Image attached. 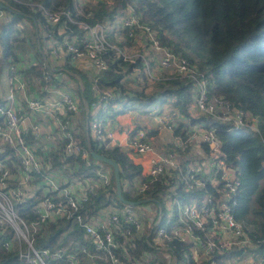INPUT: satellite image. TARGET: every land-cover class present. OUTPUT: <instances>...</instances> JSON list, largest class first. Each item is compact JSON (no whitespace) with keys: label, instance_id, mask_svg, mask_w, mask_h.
<instances>
[{"label":"built area","instance_id":"2783aa9c","mask_svg":"<svg viewBox=\"0 0 264 264\" xmlns=\"http://www.w3.org/2000/svg\"><path fill=\"white\" fill-rule=\"evenodd\" d=\"M89 1L91 0H72V7L57 9L31 3L41 9L50 23L61 22L58 27L60 38L47 34L49 57L45 56L43 60L47 75L53 71L51 62L55 63L60 59L65 61L67 55L73 63L84 58L89 60L96 75L107 68L104 53L114 49L127 61L141 57L146 62V74L151 79L157 78L149 70L143 54L133 49L125 51L122 48L127 47L119 46L108 37L109 32L114 31L118 40H122L125 38L122 29L129 27L131 36L132 29L138 27L143 30L145 44L158 51V60L164 69L194 81L196 96L193 106L198 113L208 114L222 121H232L234 128L247 126L259 131L251 112L234 109L228 100L210 96L206 76L186 57L161 45L154 29L147 23H142L139 14L132 7L124 11L118 10L112 19L90 21L88 18L93 16L85 13L82 7ZM6 10L8 9L0 6V21L7 14ZM70 24L82 28V33L76 32ZM21 69L19 63H9L6 70L7 91L0 84V96L3 99H0V234H9L11 237L5 241L0 240V245L5 249L15 245L19 258L29 264H67V256L78 254L87 256L85 264H125L120 255L127 256L124 243L129 239L132 226L143 232L148 246L158 250L159 253L151 254L155 264L161 260H165L164 264H176L175 242L186 244L185 252L196 258L210 259V264H215L214 255L224 250L249 247L256 253V244L245 229L244 222L236 218L233 212L236 193L241 186L239 169L228 164L220 147V139L215 134V127H206L200 122L193 123L189 117H182L171 107L156 114L154 131L166 130L171 134L163 152L155 146L151 138L152 130L126 128L123 135L117 138L111 128L102 124L101 119L109 107L105 99L112 96L113 92L101 91L95 84L97 101L94 104L99 113H102H93L95 116L87 122L88 142L93 139L99 145L103 143L105 147L110 144L125 146L132 151L131 154L145 155L144 173L150 182L165 175L175 177L176 180L170 183L164 193L166 210L156 198L157 202H146L149 207L145 205L144 208L151 213L147 222L135 212V205L130 203L102 206L94 214H88L85 203L89 193L97 184L104 187L109 185L111 169L99 168L96 181L79 185L75 189L63 183L61 179L66 175L52 164V155L49 154L52 149H58L62 144L64 155L74 154L87 164L91 163L92 158L90 146L82 148L73 133L79 114L78 101L72 91L62 85H43L40 90L31 89L29 79ZM59 69L72 74L63 65ZM84 109L87 117L86 103ZM179 120L186 123L184 135L174 133ZM54 123L57 124L56 127ZM90 128L95 129L94 137L90 135ZM197 139L203 145L202 152H193L194 156L184 159L188 165L184 170L181 160L176 158L177 154L182 150H190ZM262 142L264 144V137ZM67 165L62 161V168ZM50 170H54L57 176H51L48 173ZM38 175L41 178L36 181ZM208 183L215 191L200 192ZM147 186L148 182L141 180L134 191L142 192ZM178 186L184 190L183 195L176 192ZM38 190L42 194L33 205L34 217L27 220L17 212L16 205L27 197L37 196ZM152 202L157 203L155 210ZM61 218L74 220L89 244L73 241L55 249L36 247L33 243L34 233L44 223ZM115 233H120L123 240L117 239ZM67 249L75 252L67 254ZM228 258L233 259V255ZM248 264H264V258L261 256L260 260H251Z\"/></svg>","mask_w":264,"mask_h":264},{"label":"trees","instance_id":"16d2710c","mask_svg":"<svg viewBox=\"0 0 264 264\" xmlns=\"http://www.w3.org/2000/svg\"><path fill=\"white\" fill-rule=\"evenodd\" d=\"M0 3L9 7L6 10L9 15L8 21L0 26L2 62L7 66L9 63H19L25 77L29 79L31 89L40 90L43 85L66 84L69 88L76 90L79 114L73 133L82 148L90 146L93 150L117 161L120 168L122 193L126 199L137 200L150 197L161 202L160 198L176 178L165 175L150 182L148 176H145L142 163L133 159L131 150L116 144L105 147L103 143L99 145L93 139L88 142L86 125L95 116L91 111V107L97 101L95 84L101 91L113 92L112 96L105 99L109 107L123 99L146 105L157 99L164 101L170 98L172 107L182 117H189L191 122H200L206 127H215V134L220 139V147L228 164L238 167L241 178V186L236 193V203L233 207L234 215L244 222L245 229L256 244V253L264 258V144L262 142L264 137V0H91L82 5L85 13L93 16L88 18L90 21L112 19L118 10L124 11L132 7L140 15L141 22L147 23L154 29L161 45L168 46L173 52L186 57L199 72L206 76L210 96L228 100L234 109L251 112L259 131L247 126L234 128L232 121H222L198 111L195 116L192 114L191 107L194 104L196 89L191 78L169 72L161 67L156 75L157 78L151 79L146 74V70L139 71L144 62L141 57L127 61L114 49L104 53L107 68L96 75L88 74L87 71L79 68L68 55L62 65L72 71V82L66 81L67 74L64 71L61 72L60 77L58 72L54 71L47 75V67L43 64V53L47 51V48L42 44V39H46L48 33L60 38L58 27L61 22L50 23L41 9L31 3L57 9L72 7V0H0ZM23 19H26V25L13 31L14 26ZM70 26L77 30L76 32L82 33V28L74 24ZM129 31V27L122 29L125 38L118 40L119 46L134 45L136 41L134 33L137 34L139 31L137 28L132 29L131 36ZM37 36L41 42L40 47ZM111 40L113 41L112 38ZM132 70L137 72L132 81L137 86L143 84L140 88L130 89L123 84L127 78L125 71ZM147 80L150 82L154 80L156 86L152 85L153 87H148L149 90H146ZM0 99L3 100L1 96ZM84 103L88 105L87 117ZM101 113L98 110L97 115ZM185 128L186 123L179 120L174 133L184 135ZM49 154L52 155V164L67 177L89 176L97 180L96 172L101 166L99 161L91 158V163L87 164L74 154L64 155L62 144L58 149H52ZM62 161L68 164L64 168L61 167ZM40 178L41 176L38 175L35 180L38 181ZM136 179L148 182L147 188L142 192L133 189ZM175 190L181 195L185 193L180 186ZM203 191L214 192L215 188L208 183L205 188L200 189V192ZM41 194L42 192L38 190L37 196L27 197L21 204H17V212L27 220L32 219L33 205ZM123 204L116 195L111 169L109 185L107 187L101 184L95 185L88 195L85 209L88 214H94L102 206ZM130 229L129 239L124 243L127 247V256L120 255L123 262L125 264H155L151 254L159 253L158 250L145 243L142 231L135 230L132 226ZM115 236L120 241L123 240L120 233H115ZM10 238L9 234H0L1 241ZM73 241L89 244L84 232L74 220L64 218L44 223L33 235V243L36 247L55 249ZM174 245L176 264H210V259L196 258L189 252H185L186 244L175 242ZM234 251L241 252V249L224 250L222 253L215 254V264H224L223 259L233 255ZM157 263L164 264L165 260ZM0 264L29 263L19 258L15 245L7 249L0 245Z\"/></svg>","mask_w":264,"mask_h":264},{"label":"crops","instance_id":"0c3cea01","mask_svg":"<svg viewBox=\"0 0 264 264\" xmlns=\"http://www.w3.org/2000/svg\"><path fill=\"white\" fill-rule=\"evenodd\" d=\"M46 39H42V44L44 45L45 48H47V51H44L43 53V60H45V56L48 58L49 57V47L46 43ZM114 42H118V38L115 37L113 38ZM121 40V38L119 39V41ZM37 43L38 46L40 47V39L37 36ZM137 47L138 49L142 50V49H149L147 44H145V37L142 33H137L136 34V41L134 43V45L127 47V49H133ZM154 54H156V56H159L158 51L153 50ZM65 61L62 59L57 60L54 62H51V66L53 68V71L55 73H59L60 72V76H62L61 70L59 69L60 66L64 63ZM3 62H2V58L0 56V73L2 71L1 66H2ZM77 66L85 71H87L88 74H94V69L90 64V61L87 60L86 58L84 59H80L77 61ZM24 65V63H23ZM54 68H57V71L54 70ZM7 70V68H6ZM72 72V71H71ZM6 74V71H5ZM73 75L70 74V76ZM67 76V75H65ZM72 82V81H70ZM3 90L5 91V89L3 88ZM2 96V95H1ZM76 98V97H75ZM77 100V99H76ZM126 102V104H125ZM172 99L168 98V99H157L149 104H141L135 101H126V100H121L118 102H115L112 107H114L116 109V113L118 114L117 117L113 118L112 116H108L107 118H105V120L102 119V124L105 125L106 128H111L115 134V136L117 138H120L123 135V131L126 128H145L147 130H152L151 133V138L155 144V146L160 150V152H163L165 150V147L168 143V141L171 139V134L170 132L166 131V130H162V131H154L155 130V126H156V114L161 111H167L169 110V108L172 107L171 105ZM192 110V114L196 113V110L193 107H191ZM91 111L92 114L93 113H98V108L96 106V104H94L91 107ZM197 114V113H196ZM195 114V116H196ZM195 123V122H193ZM202 143L200 142L199 139H197L195 141V144L190 148V150L195 153H201L202 152ZM125 149H129L125 146H123ZM132 153V151H131ZM194 156V154H193ZM133 159L138 160L142 163L143 168H144V172H145V155H137V154H132ZM134 185V184H133ZM131 189V187H130ZM134 189V187H133ZM133 189H131L130 191H132Z\"/></svg>","mask_w":264,"mask_h":264},{"label":"rangeland","instance_id":"374dc122","mask_svg":"<svg viewBox=\"0 0 264 264\" xmlns=\"http://www.w3.org/2000/svg\"><path fill=\"white\" fill-rule=\"evenodd\" d=\"M8 18H9V15L7 13V14H5V17H3L1 19L0 26L3 23L7 22L8 21ZM140 20H141V17H140ZM25 25H26V19H23L20 23L16 24L12 30L13 31H16L18 28H23ZM134 28H137L138 31H139V33H142L143 34V30L141 28H138V27H134ZM115 35L116 34H115L114 31H110L108 37L111 40V38L113 39L115 37ZM155 36H156V33H155ZM147 46H148L149 49H142V50H140L137 47H135V48H133V50L140 52L141 54H143L146 57V60L148 62V68H149V70L154 75H157L160 72V68L162 66H160L158 57L156 56V54H154L153 49L150 47L149 44H147ZM122 49L125 50V51H128L127 48H122ZM6 68H7V64L3 63L2 66H1L2 71L0 73V84L5 89V91H7V88H8L7 87L8 86L7 85V78H6V74H5ZM145 70H147V66H146V62H143V65H142L141 68H139V71H145ZM125 72H126L127 78H125L126 80L123 82V84H124V86L126 88L137 89L138 87L140 88L143 85L142 84L140 86H137L135 83H133L132 78L137 73L135 70L134 71L132 70V71H129V72L128 71H125ZM66 81L69 82V83H70V81H72L70 74H67ZM155 83L156 82L154 80L152 82H150V81L147 80V83H146V86H147L146 88L147 89L146 90H149L148 87H151L152 85L153 86H156ZM62 87L68 89L70 92L72 91L71 93L77 99L76 90H73L72 88H69L68 86H66V84L62 85ZM77 101H78V99H77ZM117 115L118 114L116 113V109L114 107H108L107 112H104L102 114L101 119L105 120V118H107L108 116H112L113 118H115V117H117ZM56 126H57V124L54 123V127H56ZM201 129L202 130H205V128H203V127ZM89 132H90V135L92 137H94V135H95V129L90 128V131ZM192 156H193V153H192L191 150H182V151H180L177 154V157L176 158L179 159V160H181L182 168L184 170H186L187 167H188V165L186 164V162L184 161V159H186L188 157H192ZM101 167H109L110 168L111 166L109 164L105 163V162H102L101 166L98 167V169L101 168ZM111 169H112V167H111ZM48 173L51 176H53V177H56L57 176L55 174V171L54 170H50V171H48ZM61 180L63 181V183H66L68 186H70L71 189H75L79 185L84 186L86 183H89V184H92L93 183V178H91L89 176H78V175L77 176H72V177L65 176V178L64 179L62 178ZM139 182H140V179H136L134 181V183H133L134 184L133 187L135 188V186ZM160 200H161L162 204L165 206V210H166L167 208H166L165 203L167 202V200H166L165 195H163L160 198ZM156 205H157V203L152 202V207H153L154 210L156 209ZM135 212H137L139 214V216L144 221H146V222L148 221V217L151 215L150 212H147L145 210L143 204H135ZM66 251H67V254H69V253L70 254H73L75 252V251H72L71 252V250H68V249ZM260 258H261V255L259 253H254L252 248L244 247L241 250V252H236V251L233 252V259L232 258L223 259V263L224 264H248L251 260L258 261V260H260ZM72 261L74 262V264H85L88 260H87V256L86 255H80V254H78V255L67 256L65 262L67 264H71Z\"/></svg>","mask_w":264,"mask_h":264},{"label":"water","instance_id":"95a60500","mask_svg":"<svg viewBox=\"0 0 264 264\" xmlns=\"http://www.w3.org/2000/svg\"><path fill=\"white\" fill-rule=\"evenodd\" d=\"M0 6L6 8V9H9V7L7 5H5V4L0 3ZM54 70L57 71V68H54ZM59 75H60V72L58 73V76ZM87 115H88V112H87ZM90 154H91L92 159L99 161L100 165L102 164V162H105V163L109 164L112 167L116 195H117V197L119 198L120 201H122L123 203H130V204H134V205L135 204H144V206H145L146 202H149V201L157 202V200L155 198H148V197L140 198V199H137V200L126 199L123 196V193H122L120 172H119L120 168H119V164L117 163V161H115L114 159H112L111 157H109V156H107L105 154H102V153H99V152L93 150L92 148L90 149ZM146 206L149 207L148 204Z\"/></svg>","mask_w":264,"mask_h":264}]
</instances>
